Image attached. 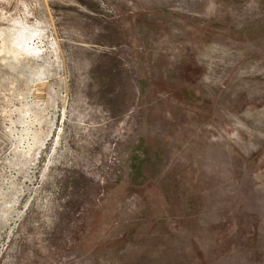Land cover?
I'll return each mask as SVG.
<instances>
[{"label": "rangeland", "instance_id": "1", "mask_svg": "<svg viewBox=\"0 0 264 264\" xmlns=\"http://www.w3.org/2000/svg\"><path fill=\"white\" fill-rule=\"evenodd\" d=\"M0 264H264V0H0Z\"/></svg>", "mask_w": 264, "mask_h": 264}]
</instances>
